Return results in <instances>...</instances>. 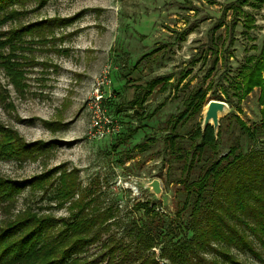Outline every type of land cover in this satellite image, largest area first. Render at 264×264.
Returning a JSON list of instances; mask_svg holds the SVG:
<instances>
[{
  "label": "rangeland",
  "instance_id": "374dc122",
  "mask_svg": "<svg viewBox=\"0 0 264 264\" xmlns=\"http://www.w3.org/2000/svg\"><path fill=\"white\" fill-rule=\"evenodd\" d=\"M38 2L0 6V152L25 148L20 157L0 156V178L19 184L0 195V228L24 217H48L56 233L80 208L93 219L92 213L110 206L108 219L93 225L90 241L73 253L76 264H161L158 247L138 253L128 246L132 237L124 224L141 212L132 208L137 200L154 202L163 210L158 214L170 218L182 198L175 182L179 170L168 173L162 142L166 118L182 111L189 91L200 87L208 101L215 99L214 90L220 94L226 87L231 105L225 101L220 118L234 112L247 124L258 121V89L237 101L231 81L258 54L264 0ZM216 55L217 65L206 77ZM103 70L110 79L106 110L120 129L96 138L89 133L87 98ZM162 75L170 76L168 85H156L140 109L153 115L133 112L129 100L136 86ZM205 105L180 133L187 135ZM148 136L154 143L138 151L136 144ZM153 179L159 181L157 194L149 187ZM253 240L264 258V248ZM233 252L242 261L262 264L246 251Z\"/></svg>",
  "mask_w": 264,
  "mask_h": 264
},
{
  "label": "trees",
  "instance_id": "16d2710c",
  "mask_svg": "<svg viewBox=\"0 0 264 264\" xmlns=\"http://www.w3.org/2000/svg\"><path fill=\"white\" fill-rule=\"evenodd\" d=\"M10 1L13 0H0V6ZM45 1L38 3L42 5ZM241 1L235 0L237 4ZM220 25L222 23L216 24L213 30ZM217 61L216 55L206 77L215 69ZM238 75L239 79L231 81V93L237 101L254 88L258 89L257 122L247 124L236 113L228 112L219 119L217 132L210 124L201 129V116L187 135L180 133L178 130L190 119L200 116L201 107L207 102V99L203 101L204 93L200 87L188 92L182 101V111L166 118L162 142L164 163L168 173L172 168H178L175 182L181 186L182 198L170 218L158 214L163 210L159 211L149 200H137L132 205L134 210L141 212L131 215L123 229L132 237L128 246L135 252L158 247L165 259L161 264H251L233 252L246 251L264 264L262 252L256 249L253 240L264 248V33L258 54L248 58ZM169 78V75L154 76L136 86L129 100L133 112L151 117L153 112L146 115L140 109L154 87L159 84L165 89ZM212 95L231 105L226 87L220 94L214 90ZM227 119L230 123L225 122ZM135 130H130L117 145ZM234 131L238 134L234 135ZM153 143L154 139L148 136L136 144V148L142 152ZM24 150L20 146L5 148L0 156L14 152L15 157H20ZM18 187L17 182L0 178V195L6 196ZM108 211L110 206L92 213L91 219L80 208L74 220L56 233L50 230L52 223L48 217H24L4 226L0 228V264H76L73 253L90 241L92 226L108 219L107 215L111 214H107ZM70 237H74L73 240ZM217 258L223 262H218Z\"/></svg>",
  "mask_w": 264,
  "mask_h": 264
},
{
  "label": "built area",
  "instance_id": "2783aa9c",
  "mask_svg": "<svg viewBox=\"0 0 264 264\" xmlns=\"http://www.w3.org/2000/svg\"><path fill=\"white\" fill-rule=\"evenodd\" d=\"M107 72V70H103L94 78L90 95L87 98L89 133L96 138L115 134L120 129L116 118L108 114L106 110L105 104H107L111 95L110 92H105V87L110 83Z\"/></svg>",
  "mask_w": 264,
  "mask_h": 264
},
{
  "label": "water",
  "instance_id": "95a60500",
  "mask_svg": "<svg viewBox=\"0 0 264 264\" xmlns=\"http://www.w3.org/2000/svg\"><path fill=\"white\" fill-rule=\"evenodd\" d=\"M226 107L227 104L223 100H208L202 112L201 129H203L207 124H210L214 132H217L220 116L224 114ZM149 187L156 194L161 190L157 179H153L149 183Z\"/></svg>",
  "mask_w": 264,
  "mask_h": 264
}]
</instances>
